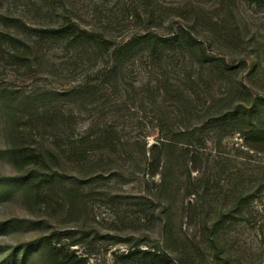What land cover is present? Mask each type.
<instances>
[{"label": "rangeland", "instance_id": "1", "mask_svg": "<svg viewBox=\"0 0 264 264\" xmlns=\"http://www.w3.org/2000/svg\"><path fill=\"white\" fill-rule=\"evenodd\" d=\"M10 19L29 29L72 24L113 43L182 27L218 68L226 72L224 59L232 70L218 74L192 55L156 63L138 56L112 76L102 73L107 59L96 47L42 42L27 52V66L0 43V182L35 188H0V261L16 251L21 260L49 237L51 248L30 250L25 264H149L125 259L136 250L168 254L172 264H264V143L252 145L235 128L201 130L239 104L264 106V3L0 0V32L15 30ZM77 88L95 94L57 96ZM36 101L72 114L64 129L73 128L88 152H69L64 133L36 114ZM17 130L25 145L62 149L19 162L7 152ZM167 136L175 142L164 146ZM258 181L263 191L245 218L236 215L215 239L206 222Z\"/></svg>", "mask_w": 264, "mask_h": 264}, {"label": "trees", "instance_id": "2", "mask_svg": "<svg viewBox=\"0 0 264 264\" xmlns=\"http://www.w3.org/2000/svg\"><path fill=\"white\" fill-rule=\"evenodd\" d=\"M224 1V0H222ZM231 1V0H230ZM250 3L261 6L264 0H249ZM9 19V18H8ZM9 27L15 30H9L0 32V43L5 47H11V57L19 65L31 66L30 57L27 52L32 50L34 46L46 42L51 44L63 43L72 47H96L102 52L103 56L107 59L106 67L102 70V73L110 75H118L122 72L125 66L136 57L142 56L146 59L156 63L164 57L178 56L185 59L187 55L196 58L200 63L208 65L210 71H214L218 74L227 73L232 70L226 64L225 60L222 59V63L227 67L225 69L218 68V64L213 57L208 56L207 49L205 48L204 42L199 40L191 31H187L182 27L178 30L171 32L166 36H162L147 30L144 33L137 34L121 43H113L109 40H105L99 37L96 33L82 30L76 25L62 24L57 28L48 29H29L27 26H23L20 21L16 19H10ZM26 28L28 31V39L22 38L17 31L18 29ZM17 29V30H16ZM13 47V50H12ZM7 49V48H6ZM9 49V48H8ZM10 50V49H9ZM95 94L91 89L77 88L67 93L56 94L63 98L75 99L80 97V94ZM36 114L43 120L53 123L52 130L65 135L66 148L69 152H75V156L80 157L81 155L88 152V146L85 141L75 139L73 128L65 130L64 127L67 123L73 126L72 118L73 115L65 113L63 107L57 105L45 104L44 101H36L34 106ZM264 115V106L257 99L251 105L239 104L236 108L229 111L220 113L216 116H212L205 123L201 129L204 133L220 132L221 134H228L232 129H237V133L245 138L252 145H258L264 143V125H260L258 122L261 121ZM68 117V118H67ZM16 144H13L7 152L15 157L19 162H27L30 158L42 159L44 158V152H56L57 149L62 148H50V151L43 150L42 148L35 147L34 145H25L22 140L24 139V132L16 131ZM22 134V135H21ZM195 133L182 134L180 136L188 137L192 139V135ZM108 136V135H106ZM174 140L170 136H167L163 140L164 146H169ZM175 142V141H174ZM91 143V142H90ZM187 146L185 149H189ZM252 147V146H251ZM257 153V152H255ZM15 185L22 191L27 188L28 190H34V186L30 185L27 180L17 181L12 180ZM9 180L0 182V188L2 191L7 190L4 187L15 186ZM263 191L262 182H254L246 191H241L236 194L231 209L227 212H223L218 220L215 222H206V226L213 233L215 239L217 235L224 229L225 225L233 224L236 219V215H239L241 219L245 218L247 214V208L256 200L259 199ZM62 235V232L55 233L56 239ZM213 239V238H212ZM40 243V242H39ZM57 243L59 244L58 240ZM52 246V238L46 237L40 245L36 248L27 247L24 249L23 257L19 260L20 251H16L15 254H10L8 257L2 259L0 264H25L28 261V253L30 250H43L50 249ZM55 249V247H53ZM125 259H129L131 262H137L138 260H144L149 264H172V259L168 254H162L160 252H146V251H130ZM129 262V261H128Z\"/></svg>", "mask_w": 264, "mask_h": 264}]
</instances>
